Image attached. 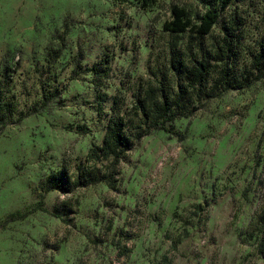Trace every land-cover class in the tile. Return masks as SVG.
I'll return each mask as SVG.
<instances>
[{"label": "rangeland", "instance_id": "1", "mask_svg": "<svg viewBox=\"0 0 264 264\" xmlns=\"http://www.w3.org/2000/svg\"><path fill=\"white\" fill-rule=\"evenodd\" d=\"M222 1L0 0V264H264V0ZM175 6L219 19L171 34ZM151 87L185 91L172 133ZM117 117L131 148L91 157Z\"/></svg>", "mask_w": 264, "mask_h": 264}, {"label": "trees", "instance_id": "2", "mask_svg": "<svg viewBox=\"0 0 264 264\" xmlns=\"http://www.w3.org/2000/svg\"><path fill=\"white\" fill-rule=\"evenodd\" d=\"M139 1H141L143 6L147 7L156 0ZM232 1L233 0H223L221 9L225 10ZM218 19V11H208L200 23L196 24L192 21L185 9L175 6L172 9V19L165 22L163 30L171 34L192 33L199 37H205L211 34L214 26L218 22ZM228 35L229 33L227 32V37ZM259 62L260 59L256 61V64H259ZM199 66L200 67H184V79L187 82V88L195 89L199 86L202 89L205 87V83H207L208 78L211 75V70L205 62H200ZM184 93L185 91L181 90L176 94H161L158 89L151 87L146 91L144 98L139 101V111L144 118L152 119V127L155 130L172 133L175 121L179 118L189 116L179 114L180 110L185 109L184 107H181V97ZM207 94L208 95L206 96L208 99L218 96L213 93V90ZM46 106H48V104L43 105V108ZM12 112L13 110L11 106L0 98V124L2 125L0 134L6 127L7 120L12 115ZM131 146L132 141L127 134V124L122 117H117L109 124L103 147L94 150L91 153V157H97L98 152H100L104 157L116 156L119 160L120 155L129 150ZM111 176L112 175L105 174L100 179H86L84 183L79 184L86 185L88 183L93 184L97 182L111 181V179H113V176ZM38 211H45L42 201H39L33 208L24 213L21 211L14 213L11 216V220H22Z\"/></svg>", "mask_w": 264, "mask_h": 264}]
</instances>
